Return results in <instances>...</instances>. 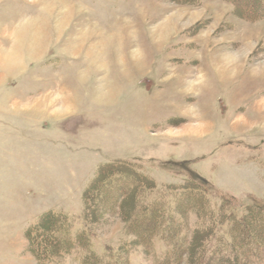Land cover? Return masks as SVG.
<instances>
[{
  "label": "rangeland",
  "instance_id": "rangeland-1",
  "mask_svg": "<svg viewBox=\"0 0 264 264\" xmlns=\"http://www.w3.org/2000/svg\"><path fill=\"white\" fill-rule=\"evenodd\" d=\"M186 1L0 0V264H79L82 248L43 259L53 236L30 241L50 211L86 224L92 251L150 264L134 195H83L107 162L153 180L146 202L188 180L241 209L264 198V11Z\"/></svg>",
  "mask_w": 264,
  "mask_h": 264
},
{
  "label": "trees",
  "instance_id": "trees-1",
  "mask_svg": "<svg viewBox=\"0 0 264 264\" xmlns=\"http://www.w3.org/2000/svg\"><path fill=\"white\" fill-rule=\"evenodd\" d=\"M228 1L247 18L256 17L258 9L264 11V0ZM155 188L153 180L135 164L117 161L100 165L83 195L86 198L90 192L96 194L100 190L101 196L123 190L121 196L134 195V202L127 206V211L133 212L128 225L150 257V264H180L183 256L195 249V264H264V198L241 209L230 196L217 197L208 187L188 180L178 187L168 186L157 195L160 199L146 202V195ZM175 188L182 190L177 200L173 195L170 199L163 196L166 190L172 193ZM212 199L215 201L209 208L207 204ZM189 210L207 219L203 217L202 224L189 228L183 219ZM73 226L69 215L46 212L28 230L29 239L35 243L46 235L53 236L42 242L43 259L79 247L84 249L79 264H121L118 250L110 246L104 245L101 253L92 251L91 239L95 234L86 224L82 222V227L74 231Z\"/></svg>",
  "mask_w": 264,
  "mask_h": 264
}]
</instances>
